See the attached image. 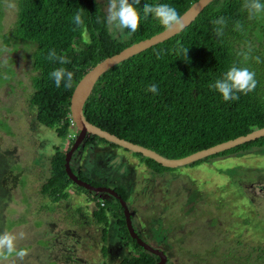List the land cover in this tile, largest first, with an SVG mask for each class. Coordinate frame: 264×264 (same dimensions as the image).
<instances>
[{
	"label": "trees",
	"instance_id": "1",
	"mask_svg": "<svg viewBox=\"0 0 264 264\" xmlns=\"http://www.w3.org/2000/svg\"><path fill=\"white\" fill-rule=\"evenodd\" d=\"M197 1L136 0L132 8L137 17L134 30L131 34L121 33L119 37H113L104 24V14L96 0L17 1L14 26L3 35V42L5 45L26 44L32 48L31 62L36 74L31 77L34 93L29 104L35 110V120L40 126L52 130L58 138L68 141L64 151L59 147L53 151L49 160V176L40 189L42 196L56 203L67 199L64 190L70 185H74L78 192L85 190L73 184L64 169L65 154L78 134L72 124L69 107L72 92L80 79L104 59L164 30L153 19L140 18L141 4L166 2L181 16ZM243 4L244 0H214L178 35L107 70L84 103L82 112L85 120L119 139L152 150L167 159L184 158L264 127V15L249 19ZM78 10L81 22L77 25L72 16ZM219 16L226 19L227 25L223 36L216 37L212 21ZM237 22L240 28L234 29ZM49 49H54L57 57H63L66 63L47 59ZM243 53H248L247 61L243 60ZM255 56L260 57L259 63L252 59ZM241 63L255 71L257 86L249 93H237L238 98L234 101H223L209 85L228 67ZM57 67L73 73L69 87H64L63 81L60 87H56L50 79L49 72ZM153 83L157 85L155 94L147 91ZM96 142L120 148L95 136H87L77 149L96 145ZM252 149H264V137L183 167L192 169L223 157L241 159ZM135 155L144 158L140 154ZM144 159L146 168L156 174L176 169L164 168ZM238 161L241 160H236V164ZM70 168L78 179L95 186L86 181L79 170ZM238 188L242 189L241 186ZM115 192L126 202L123 194ZM191 193L197 210L206 206L200 205L204 193L199 190ZM97 201L93 216L98 224H103L106 221L100 211L109 207V203ZM112 201L119 209L109 208L112 219L131 249L130 256L118 264L156 263L158 257L145 252L129 236L122 208L118 201L113 198ZM209 239L216 241L212 250L218 256L221 252L217 253V249L225 247L226 255H230L232 247L242 244L240 237L231 243L223 241L225 237L221 235ZM215 260L222 263L221 259ZM259 260L255 258L256 264L260 263Z\"/></svg>",
	"mask_w": 264,
	"mask_h": 264
},
{
	"label": "rangeland",
	"instance_id": "2",
	"mask_svg": "<svg viewBox=\"0 0 264 264\" xmlns=\"http://www.w3.org/2000/svg\"><path fill=\"white\" fill-rule=\"evenodd\" d=\"M17 1L0 0V264H118L131 249L112 219L109 208L119 209L108 195L78 192L74 185L56 203L40 194L54 149L64 151L68 141L35 120L32 48L3 42ZM96 2L104 14L106 0ZM96 143L75 150L69 165L94 187L123 194L132 228L164 253L165 264H256L255 258L264 264V149L244 153L237 164L231 156L156 174L145 157ZM193 190L205 194L201 210ZM97 199L109 201L100 211L105 229L93 216ZM219 235L228 243L240 237L242 244L230 255L217 249L218 256L209 237Z\"/></svg>",
	"mask_w": 264,
	"mask_h": 264
},
{
	"label": "water",
	"instance_id": "3",
	"mask_svg": "<svg viewBox=\"0 0 264 264\" xmlns=\"http://www.w3.org/2000/svg\"><path fill=\"white\" fill-rule=\"evenodd\" d=\"M214 0H198L197 2L193 3L181 16L180 22L177 27L172 30L164 29L157 35L152 36L149 39L139 41L135 43L116 55L108 57L103 61L99 62L95 65L91 70H89L77 83L73 90V95H71L70 99V118L72 124L78 131V134L75 138L74 143L70 147V149L65 154V163L64 169L73 184L78 187H81L89 192L94 193H105L114 199H116L120 206L123 208V215L126 221V228L127 231L132 239H134L139 247H141L145 252L155 255L159 258V261L155 264H164L165 263V256L161 251L152 249L149 245L144 243L138 235L134 232L130 221V216L126 207L124 200L113 190L104 187H94L87 182H84L78 179L72 172L69 162L73 152L81 145V143L85 140L87 136H95L97 138L103 139L108 143L114 144L124 150L130 151L134 154H140L143 157L154 161L155 163L161 165L164 168L173 169L179 168L186 165H189L193 162L202 160L206 157L218 154L220 152H224L230 149H233L237 146L249 143L256 139H260L264 137V127L256 129L245 136L237 137L233 140H229L227 142L215 145L205 150L198 151L191 155H188L184 158L180 159H167L164 158L157 153L153 152L152 150L146 149L139 145L130 143L123 139H119L114 135H111L100 128L90 124L87 122L83 116V106L85 101L88 99L89 95H91V91L93 86L100 78V76L105 73L110 68L116 66L117 64L125 61L126 59L141 53L142 51L162 43L176 35H178L182 30L188 27L194 19L199 15V13Z\"/></svg>",
	"mask_w": 264,
	"mask_h": 264
},
{
	"label": "clouds",
	"instance_id": "4",
	"mask_svg": "<svg viewBox=\"0 0 264 264\" xmlns=\"http://www.w3.org/2000/svg\"><path fill=\"white\" fill-rule=\"evenodd\" d=\"M135 4L136 0H106L103 22L106 26H110L113 29V35L121 33L131 34L133 32L137 22L136 14L132 11ZM243 8L246 10L249 19L264 15V0H244ZM139 14L141 19L151 18L166 30L174 29L180 22V16L176 8L166 2H145L140 5ZM72 20L77 25L81 22L79 10L73 14ZM212 23L215 25L213 29L215 36H223L227 25L226 19L223 16H219ZM233 27L234 29H239L240 24L237 22ZM47 59L52 61L59 59L61 64L66 63L63 57H57L54 49L48 50ZM248 59V53H243V60L247 61ZM252 59L256 63L260 62L259 56L252 57ZM48 75L56 87H60L62 81L64 87H69L73 73L63 67H57L50 71ZM256 86L255 71L250 70L244 63L233 64L228 67L219 78L209 85L226 102L236 100L238 98L237 93H249ZM147 91L155 94L157 85L154 83L149 85Z\"/></svg>",
	"mask_w": 264,
	"mask_h": 264
},
{
	"label": "flooded vegetation",
	"instance_id": "5",
	"mask_svg": "<svg viewBox=\"0 0 264 264\" xmlns=\"http://www.w3.org/2000/svg\"><path fill=\"white\" fill-rule=\"evenodd\" d=\"M72 146V145H71ZM77 150V149H76ZM72 157H73V154H72ZM151 171V170H150ZM162 173H164V172H162ZM251 188H253V187H251ZM114 192H115V190H113ZM102 194V193H101ZM103 194H105V193H103ZM107 195V194H106ZM108 197L111 199L110 201H112V198L113 197H111V196H109L108 195ZM114 199V198H113ZM116 200V199H115ZM105 201H107V202H109L108 200H105ZM117 201V200H116ZM125 202V201H124ZM127 202V201H126ZM126 204V203H125ZM126 207H127V210H128V206H127V204H126ZM122 208V207H121ZM122 211H123V208H122ZM128 213H129V210H128ZM122 215H123V212H122ZM129 216H130V213H129ZM123 217H124V215H123ZM125 219V218H124ZM130 220H131V217H130ZM114 221V220H113ZM115 222V221H114ZM116 223V222H115ZM98 224V223H97ZM107 224V223H106ZM101 225H103L104 226V229H105V226H107V225H105V224H101ZM116 225V224H115ZM132 226V225H131ZM103 229V230H104ZM102 230V231H103ZM134 230V229H133ZM134 232H135V230H134ZM103 233V232H102ZM136 233V232H135ZM129 234V233H128ZM130 236V235H129ZM138 237L142 240V238L138 235ZM134 240V239H133ZM135 241V240H134ZM143 242H144V240H142ZM136 242V241H135ZM145 243V242H144ZM125 246H126V243H125ZM128 246V245H127ZM152 248V247H151ZM153 249V248H152ZM156 250V249H155ZM159 251V250H158ZM163 253V252H162ZM164 254V253H163ZM155 256V255H154ZM165 256V255H164ZM157 257V256H156ZM158 261H159V258H158ZM157 261V262H158ZM156 262V263H157ZM165 262H166V257H165ZM155 264V263H154ZM165 264V263H164Z\"/></svg>",
	"mask_w": 264,
	"mask_h": 264
}]
</instances>
